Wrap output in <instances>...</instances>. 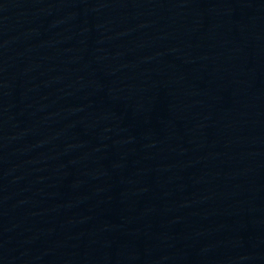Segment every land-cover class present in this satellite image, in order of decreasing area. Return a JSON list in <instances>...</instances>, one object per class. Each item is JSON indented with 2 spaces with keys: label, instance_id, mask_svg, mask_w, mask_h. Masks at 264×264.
I'll use <instances>...</instances> for the list:
<instances>
[{
  "label": "water",
  "instance_id": "water-1",
  "mask_svg": "<svg viewBox=\"0 0 264 264\" xmlns=\"http://www.w3.org/2000/svg\"><path fill=\"white\" fill-rule=\"evenodd\" d=\"M0 264H264V0H0Z\"/></svg>",
  "mask_w": 264,
  "mask_h": 264
}]
</instances>
